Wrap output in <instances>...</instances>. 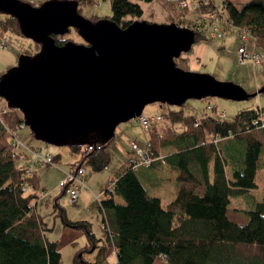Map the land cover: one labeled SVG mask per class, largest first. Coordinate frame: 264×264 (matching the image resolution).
Returning <instances> with one entry per match:
<instances>
[{
  "label": "trees",
  "instance_id": "16d2710c",
  "mask_svg": "<svg viewBox=\"0 0 264 264\" xmlns=\"http://www.w3.org/2000/svg\"><path fill=\"white\" fill-rule=\"evenodd\" d=\"M77 1L81 12L83 6L98 0ZM154 1L111 0L112 15L108 18L125 28L143 20V4ZM164 2L172 8L173 3ZM205 7L219 9L229 24L249 30L255 45L264 50V0H249L242 7L232 0L219 4L210 0ZM13 22L16 18L5 14L0 19V35ZM172 22L181 25L180 20ZM54 38L59 45L67 42L60 36ZM175 61L185 70L189 67L184 53ZM208 110L211 112L201 117L186 115L183 110L160 114L175 126L150 128V162L137 168L126 162L102 190L99 210L106 231L104 239L96 236L90 221L67 216L59 202L66 194L61 186L54 199V212L63 226L86 235V242L72 257L73 264H104L111 246L117 251L118 264H153L158 256L168 264H264V194L260 199L255 196L264 153V109L242 108L230 119L219 117L217 105ZM24 125L20 110L1 109L0 264H62L59 240L48 236L54 226L37 212V174L19 166V158L13 156L16 130ZM228 141L232 145L224 151L221 144ZM243 141L245 151L240 153L237 143ZM108 142L99 132L85 135L80 145L70 147L79 154L72 165L105 169L111 162ZM142 168L155 175L166 170L177 182V196L163 204L158 196L150 194ZM238 195L248 198L251 208L232 206L231 197ZM96 250L94 260L86 257Z\"/></svg>",
  "mask_w": 264,
  "mask_h": 264
},
{
  "label": "water",
  "instance_id": "95a60500",
  "mask_svg": "<svg viewBox=\"0 0 264 264\" xmlns=\"http://www.w3.org/2000/svg\"><path fill=\"white\" fill-rule=\"evenodd\" d=\"M0 13L16 18L21 33L42 45L21 55L0 77V97L23 113L35 137L56 146L80 145L99 132L109 141L120 123L136 119L149 104L181 106L189 99L244 101L247 92L209 73L185 70L175 59L191 50L195 31L179 24L135 20L123 28L110 18L91 21L77 0L32 6L0 0ZM76 29L85 43L59 45L54 36Z\"/></svg>",
  "mask_w": 264,
  "mask_h": 264
},
{
  "label": "rangeland",
  "instance_id": "374dc122",
  "mask_svg": "<svg viewBox=\"0 0 264 264\" xmlns=\"http://www.w3.org/2000/svg\"><path fill=\"white\" fill-rule=\"evenodd\" d=\"M46 1L49 0H38L34 1V3L23 2L37 7ZM215 1L218 4L222 2V0ZM232 1L238 7H242L249 0ZM166 4L163 0L144 3L142 19L150 22L172 23V20L185 22V19H189L191 21L196 16L195 13H192L193 10L180 9L175 3L171 4L172 8L169 9L166 7ZM80 13L94 22L99 19L108 18L112 15L111 0H98L95 4L83 6ZM3 18H5V14L0 13V19ZM237 28L235 26H222L224 35L222 38H212L208 30L203 34L198 33L200 38L193 44L189 52L184 53L189 58L187 70L209 73L220 81L234 82L243 87L247 92L254 93L264 87V62L257 64L251 61L246 63L240 62L237 50L243 45V41L238 34ZM60 37L67 41L72 40L76 43H83L82 37L74 28H71L69 33L60 35ZM41 47L40 43L21 34L18 23L13 22L11 28L0 35V77L17 64L21 55H34L40 51ZM248 49L251 52H261L264 54V50L255 46L252 41L248 42ZM208 104L217 105L219 111L226 113L225 118L230 119L242 108L260 106L264 109V93H260L244 101L206 97L202 99H189L181 106L156 102L147 105L142 115L151 117L168 113L169 111L183 110L186 115L201 117L207 112H211L207 108ZM7 107L6 101L0 98V108L3 111H7ZM154 125H156V128L165 125L175 126L168 118H163L158 124L151 123L149 127H144L137 118L120 123L117 126L114 136L108 142V150L111 154L110 164L101 171H95L89 166L84 167L88 187H82L83 191L81 188L82 194L80 192V197H78V200L73 205L68 202V194L60 197L59 202L65 208L67 216L70 219L78 220L86 218L92 222V229H94L96 234L105 235L101 224L103 216L99 210V200L103 196L102 190L106 182L115 178L116 172L122 168L123 164L128 162L132 157H138L137 152L132 148V143L145 147L150 138V128ZM16 136L26 145L36 147L43 154L50 153L53 157L58 154L60 155L55 159L57 166L41 161L36 164L33 170L39 176L40 186L34 190V193L38 195L37 212L45 217L46 222L50 226H54L53 230L48 233V236L59 240L62 251V264H73L72 257L76 249L75 247L77 246L78 248L82 244V237L84 235H82L83 232L80 230L63 226L61 217L54 212V199L61 190L62 181L60 182V180L63 177V173L59 167H66L67 164L74 163L79 159V154L73 152L69 146H56L38 140L30 127L26 125L16 130ZM237 144L240 147V150L238 149L240 153L243 150L245 151L246 143L244 141ZM229 145H232L231 141L224 142L221 144V148L226 151ZM17 164L19 166H29L30 162L19 158L17 159ZM158 175L163 178L166 184L168 183L167 177L169 174L166 170H160ZM256 182L258 190L255 192V196L260 199L264 194V153H262V161L260 162ZM97 196H99V199ZM117 200L123 201L122 198H117ZM231 205L242 209L251 208L248 198L243 195L232 196ZM69 230L73 233L72 235L68 234L67 231ZM78 233H81L79 239L77 237ZM76 237L78 244L74 245L69 240H74L73 238ZM115 257V253L110 250L106 259L107 264H117Z\"/></svg>",
  "mask_w": 264,
  "mask_h": 264
},
{
  "label": "built area",
  "instance_id": "2783aa9c",
  "mask_svg": "<svg viewBox=\"0 0 264 264\" xmlns=\"http://www.w3.org/2000/svg\"><path fill=\"white\" fill-rule=\"evenodd\" d=\"M166 2L175 3L180 9L193 10L195 13L191 21L185 19V22H181L182 27H189L194 29L195 32L199 34L205 33V31H210L212 38H222L223 27L232 26L226 19V16L217 8H206L210 3V0H163ZM203 8V9H202ZM206 8V10H204ZM183 20V19H181ZM238 34L243 41V45L237 50V55L241 63H246L251 61L254 64L264 62V54L261 52H251L248 49V42L252 41L255 45V38L252 36L251 32L247 29H239ZM256 46V45H255ZM209 109H212V105H208ZM219 117L225 118L226 113L224 111H219ZM23 115V113H22ZM139 122L144 127H149L151 123L158 124L163 117L161 115L145 117L143 115L137 117ZM156 125L152 126L155 127ZM132 148L137 152L136 158H130L128 161L131 162L133 168H137L139 165L147 164L150 162V157L147 152V145L140 146L137 143H132ZM13 156L18 157L23 160H28L30 162L27 170L30 172L34 169L36 164L41 161L47 164H52L57 166L54 157L50 153L43 154L40 150L26 145L18 137L15 138ZM86 170L84 167L69 166L65 171V177L61 183L62 187H65L66 194H68V202L73 205L80 195L81 188L85 185L84 175ZM99 199V196H97Z\"/></svg>",
  "mask_w": 264,
  "mask_h": 264
},
{
  "label": "crops",
  "instance_id": "0c3cea01",
  "mask_svg": "<svg viewBox=\"0 0 264 264\" xmlns=\"http://www.w3.org/2000/svg\"><path fill=\"white\" fill-rule=\"evenodd\" d=\"M23 1H26V2H29V3H34V1L36 2L38 0H23ZM39 1H41V0H39ZM39 3H41V2H39ZM35 5H39V4H35ZM71 165H72V163H69V164H67L66 167H59V169L63 173V177L61 178L60 182L63 181L64 176H65V171ZM141 171H142V177H143L142 179L144 180V184H145L147 190L149 191L150 194H152L154 196H158L161 199V201L163 202V204H168L172 199H174L177 196L178 185H177V182L174 179L172 180V179H170V177H168L167 179L169 181L166 184L164 182L163 178L160 177L159 175H155L152 170H150L148 168H142ZM35 173L37 174L36 171H35ZM37 177H38V188H39L40 182H39V176H38V174H37ZM84 182H85V185L83 186V188L88 187V183L86 181V174L84 176ZM83 188H82V191H83ZM81 194H82V192H81ZM78 220H88V219L82 218V219H78ZM91 224H92V222H91ZM92 226H93V224H92ZM102 229H103V225H102ZM92 230L95 233L94 229H92ZM103 230L105 231V229H103ZM67 232H68L69 235H72L73 234L70 230L67 231ZM82 235H84V236L82 237V244L81 245H83L86 242V235L84 234V232H83ZM79 236H81V233H78V236H77L78 239L80 238ZM96 236L98 238L104 239L106 237V231H105V235L104 236L103 235H99V234H96ZM77 237L76 238H73L74 240H69V241H72L71 242L72 244L73 243H76L77 244L78 243V240H76ZM75 248L77 249V246ZM76 249H75V251H76ZM110 250L115 253V255H116L115 258H116V262H117V251H116V249L113 246H111L109 248L108 252H107V256H108V253H109ZM75 251H74V253H75ZM97 251L98 250L94 251V253H92L90 255H87L86 257L89 258V259H91V260H94L96 254H97ZM74 253H73V255H74ZM104 264H107V261H105ZM153 264H168V263H167L166 259L163 256H158L155 259V261H154Z\"/></svg>",
  "mask_w": 264,
  "mask_h": 264
},
{
  "label": "bare ground",
  "instance_id": "6f19581e",
  "mask_svg": "<svg viewBox=\"0 0 264 264\" xmlns=\"http://www.w3.org/2000/svg\"><path fill=\"white\" fill-rule=\"evenodd\" d=\"M71 166H75V165H71Z\"/></svg>",
  "mask_w": 264,
  "mask_h": 264
},
{
  "label": "flooded vegetation",
  "instance_id": "af4514ba",
  "mask_svg": "<svg viewBox=\"0 0 264 264\" xmlns=\"http://www.w3.org/2000/svg\"><path fill=\"white\" fill-rule=\"evenodd\" d=\"M58 36H60V35H58Z\"/></svg>",
  "mask_w": 264,
  "mask_h": 264
}]
</instances>
